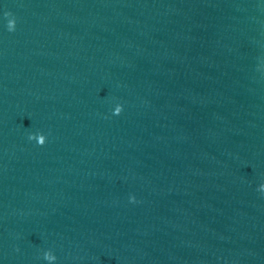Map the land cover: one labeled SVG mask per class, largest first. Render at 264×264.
I'll use <instances>...</instances> for the list:
<instances>
[{"label":"water","instance_id":"95a60500","mask_svg":"<svg viewBox=\"0 0 264 264\" xmlns=\"http://www.w3.org/2000/svg\"><path fill=\"white\" fill-rule=\"evenodd\" d=\"M262 186L264 0H0V264H264Z\"/></svg>","mask_w":264,"mask_h":264},{"label":"clouds","instance_id":"9594fccd","mask_svg":"<svg viewBox=\"0 0 264 264\" xmlns=\"http://www.w3.org/2000/svg\"><path fill=\"white\" fill-rule=\"evenodd\" d=\"M5 16L6 17H11L12 13L11 12H6ZM15 29H16V19L15 18L9 19V21H8V30L9 31H15ZM121 112H122V110L118 109L117 112L115 113V115H120ZM30 139H31V137H30ZM46 142L47 141L42 137L38 144L40 146H43V145H45ZM262 189H264V186H262ZM133 202H135V198H133Z\"/></svg>","mask_w":264,"mask_h":264}]
</instances>
